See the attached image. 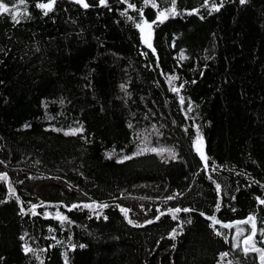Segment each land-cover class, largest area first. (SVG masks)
I'll list each match as a JSON object with an SVG mask.
<instances>
[{
	"label": "trees",
	"instance_id": "trees-1",
	"mask_svg": "<svg viewBox=\"0 0 264 264\" xmlns=\"http://www.w3.org/2000/svg\"><path fill=\"white\" fill-rule=\"evenodd\" d=\"M0 2V264H262L264 0Z\"/></svg>",
	"mask_w": 264,
	"mask_h": 264
},
{
	"label": "snow or ice",
	"instance_id": "snow-or-ice-1",
	"mask_svg": "<svg viewBox=\"0 0 264 264\" xmlns=\"http://www.w3.org/2000/svg\"><path fill=\"white\" fill-rule=\"evenodd\" d=\"M19 2H20L21 5L25 4V0H19ZM75 2L78 3V4H80L85 9H87L88 7H90V5L87 2V0H75ZM121 2L127 3V0H121ZM144 2H145V5L146 6L150 3L153 8H156L157 7V4H156L155 0H144ZM55 3H56V0H48L47 3H38L36 5V7L44 10V15H47L48 12L52 11L53 6H54ZM209 3H210V0H204L203 6L204 7H209ZM240 3L241 4L246 3V0H240ZM99 4H100V6H105L106 7L107 6V0H99ZM171 5H172L171 8H167V9H165L163 11H159L158 12V14H157V21H159L160 23H163L164 20L168 19L170 15L175 16L177 14V12H176V0H171ZM222 6H223V4H217L215 2V0H211L210 12L211 11H219ZM128 8L135 9V5L134 4H131V3H128ZM193 11H197L198 12V9L193 10ZM9 12H10L9 6L6 3H4V2H0V13H9ZM27 14H28L27 11H25L23 13V15H27ZM189 14H192V13H189ZM11 15H12V19H13V21L15 23H20V17H21L22 14L19 11H13V12H11ZM121 15H127V10L123 11L121 13ZM140 16H141V20H140V22H137L136 23V27L138 29H140V31H141L143 43L145 45H147L149 48H151L152 47V44L150 42V32H149L148 35H145V32H146V30H151L153 24L156 23V21L149 22V21L145 20L143 18L144 17V12H143L142 9L140 10ZM128 19L129 20H132L133 17L128 16ZM183 58H184V56H183V54H181V59H183ZM175 79H177V77H174V76L173 77H170L169 83H171V81L172 80H175ZM122 87H123V85H122ZM180 87H183V85H181ZM172 90L175 91V92H179V88H175L174 87ZM183 102H184L183 101V97H181V103H183ZM189 110H191V105L190 104H189ZM57 131H58V129H57ZM80 131H82V128L81 129H73L70 132H65V135H68V134H76L77 132H80ZM196 143H197L196 150L200 153L201 159L205 161V165L207 166V158H206V156H205L202 148L200 147V145H202V138L199 136V133L197 134V142ZM144 150L145 149H138L137 153H135L134 155H140V154L143 153ZM148 150L153 151V152H157L158 154L167 151L172 159H175L176 158V153L173 152L170 149H163V148H161V149H155V148H152V149H148ZM112 155H113L112 153L107 154V158L108 159H111L112 158ZM131 158H132L131 156L125 155L121 160H118L117 162L118 163H121L124 160H128V159H131ZM0 180H7V175L6 174H0ZM219 187L220 186L217 184V189L218 190H219ZM173 198L174 197L169 196L167 199L171 200ZM258 200H259V203L260 204L264 205V199H259L258 198ZM33 207H35V205ZM76 207H79V205H72V208H76ZM84 207L85 208H88V207H92V205L85 204ZM102 207H107V205H103ZM69 210H71V208ZM120 210H121V212H123L125 214V218H127V212H128V210L127 209H124V208H121ZM169 211L170 212H180L181 209H179V208H177V209H169ZM183 211L184 212H188L189 209H183ZM161 215H163V213H161ZM175 218L176 217L173 216V219H175ZM57 219H59L61 222H63V221H65L67 219V217H64V216L60 215L59 213H57ZM157 219H159V217H157ZM212 219H213L214 222H216L214 217ZM251 220H253V217L250 216L248 218V220L241 221L239 223H248V221H251ZM128 222L130 224L133 223L131 220H128ZM223 226L224 227H229L230 225H223ZM255 231H256L255 224H253V235L255 234ZM217 234L219 235V233H217ZM251 239H252V237L249 236L244 241L245 244H247L248 241L251 240ZM80 247H84V245H80ZM248 250L249 249L246 247L245 248V252H247ZM252 250H254V251H261V260H262V264H264V250H260V249H256V248H253ZM31 251H32L31 248L25 247V252L26 253L27 252H31ZM222 255H227V254L225 253V254H222ZM65 264H67V256L65 257Z\"/></svg>",
	"mask_w": 264,
	"mask_h": 264
},
{
	"label": "water",
	"instance_id": "water-1",
	"mask_svg": "<svg viewBox=\"0 0 264 264\" xmlns=\"http://www.w3.org/2000/svg\"><path fill=\"white\" fill-rule=\"evenodd\" d=\"M233 223H235V222H226V223H224V225H232Z\"/></svg>",
	"mask_w": 264,
	"mask_h": 264
}]
</instances>
